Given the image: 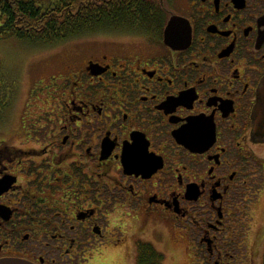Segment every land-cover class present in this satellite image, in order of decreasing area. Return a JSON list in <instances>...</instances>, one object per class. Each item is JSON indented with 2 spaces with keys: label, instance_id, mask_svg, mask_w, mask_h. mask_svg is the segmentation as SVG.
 <instances>
[{
  "label": "flooded vegetation",
  "instance_id": "1",
  "mask_svg": "<svg viewBox=\"0 0 264 264\" xmlns=\"http://www.w3.org/2000/svg\"><path fill=\"white\" fill-rule=\"evenodd\" d=\"M28 1L101 26L36 45L61 72L0 101V262L170 264L171 235L181 264H264V0Z\"/></svg>",
  "mask_w": 264,
  "mask_h": 264
},
{
  "label": "rangeland",
  "instance_id": "2",
  "mask_svg": "<svg viewBox=\"0 0 264 264\" xmlns=\"http://www.w3.org/2000/svg\"><path fill=\"white\" fill-rule=\"evenodd\" d=\"M35 46L36 45H32L18 38L0 36V101H7L8 96L18 87L19 78L21 77L20 84L21 86L23 85L21 87V96L17 101L19 92V90H17L15 98V109L17 108L18 115L23 111L28 97L27 90L30 86L34 89L35 83L37 84L43 80H48L61 72L39 68V63L43 62L40 58L46 60L47 56L41 57L43 54H39ZM35 70L38 71L34 74ZM28 74H34L32 80H28ZM14 77L17 78L14 79ZM36 86H38L37 94L43 93L47 88V86L42 83ZM41 107L40 105V108ZM259 151H262V156L264 157V148H259ZM259 191V196L252 204L253 209L251 212L255 217L251 238L252 241L256 242L255 247L257 248L258 254L264 251V181ZM165 250L171 256L170 264H181V260L179 262L180 255H178L180 254L181 247L176 237L173 240L171 235L168 236V244Z\"/></svg>",
  "mask_w": 264,
  "mask_h": 264
},
{
  "label": "trees",
  "instance_id": "3",
  "mask_svg": "<svg viewBox=\"0 0 264 264\" xmlns=\"http://www.w3.org/2000/svg\"><path fill=\"white\" fill-rule=\"evenodd\" d=\"M87 12L82 5L43 7L28 0H0V36L53 46L79 32L99 28L101 21L80 17ZM139 264H145L144 260L140 259Z\"/></svg>",
  "mask_w": 264,
  "mask_h": 264
},
{
  "label": "water",
  "instance_id": "4",
  "mask_svg": "<svg viewBox=\"0 0 264 264\" xmlns=\"http://www.w3.org/2000/svg\"><path fill=\"white\" fill-rule=\"evenodd\" d=\"M262 92L260 100L257 103L254 112V121L256 126V133L264 139V80L262 84ZM0 264H31L21 260H6L0 262Z\"/></svg>",
  "mask_w": 264,
  "mask_h": 264
},
{
  "label": "clouds",
  "instance_id": "5",
  "mask_svg": "<svg viewBox=\"0 0 264 264\" xmlns=\"http://www.w3.org/2000/svg\"><path fill=\"white\" fill-rule=\"evenodd\" d=\"M122 212L119 208L114 210V212L108 217L109 219V230H111L112 227L119 226L121 229H124L127 227L130 221L121 222ZM101 251H104L101 249ZM112 255V250H109L108 254L104 257L97 256L94 260L90 262V264H108L109 257Z\"/></svg>",
  "mask_w": 264,
  "mask_h": 264
}]
</instances>
